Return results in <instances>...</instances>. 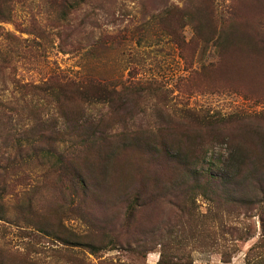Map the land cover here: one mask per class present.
Here are the masks:
<instances>
[{
    "label": "rangeland",
    "instance_id": "1",
    "mask_svg": "<svg viewBox=\"0 0 264 264\" xmlns=\"http://www.w3.org/2000/svg\"><path fill=\"white\" fill-rule=\"evenodd\" d=\"M61 77L124 93L82 109ZM216 189L258 194L245 238ZM0 203V264H158L185 237L194 264H264V0H0Z\"/></svg>",
    "mask_w": 264,
    "mask_h": 264
},
{
    "label": "trees",
    "instance_id": "2",
    "mask_svg": "<svg viewBox=\"0 0 264 264\" xmlns=\"http://www.w3.org/2000/svg\"><path fill=\"white\" fill-rule=\"evenodd\" d=\"M69 0H62L63 4L68 5ZM74 3V2H73ZM75 6V5H74ZM56 86L52 87L49 89L51 93L55 92H60L64 88H68L69 92L71 91L72 97L75 98L78 96L80 106L82 109L85 108L86 104H93V103H100V102H109L113 104L115 102V99L117 96L122 95L123 89H116L115 87H109L106 82L97 79L95 77L91 78H86V79H78L75 77H67V78H62L58 79L56 78ZM66 86V87H65ZM128 87H133L132 84ZM147 89H140L138 93H146ZM71 100V99H69ZM78 100V99H76ZM121 105H126L127 104V99L120 98ZM80 109V108H79ZM82 120H77V125H80L82 123ZM75 127V125H74ZM78 127V126H76ZM69 135L74 136V135H79L75 133H69ZM241 152V149L235 153L238 154V157L235 159V164L233 166H230L232 168H235V170L232 171L233 177L229 176L228 177V182H230L233 178L237 177L240 173V170L242 169L245 161L244 157L239 155ZM185 167L187 173L190 171V166L188 163L183 164ZM200 176L199 173L196 172ZM225 177V173L223 175ZM214 177L210 181L211 183L214 182ZM219 183L216 184L218 186ZM212 200L215 202V205L217 207L216 212L214 213V220L218 223V228L220 231V234L223 235L224 233H227L228 235L234 236L235 239H243L246 237L245 233L241 232V229L237 227L236 225H231L229 221L231 220L232 215L235 213L236 209L235 208H241L242 206L245 205L248 201H258L259 196L258 194L253 195L251 198H245L242 196H237L236 194H233L231 192H228V194H221L219 190H213V196ZM2 212H4V207L0 203V218L3 216ZM199 221H202L198 219ZM203 222V221H202ZM179 231V229H178ZM199 238V245L204 246L208 245L210 243H215L216 242V236L217 233L214 231L213 234L205 235L203 232V229L197 230ZM224 236V235H223ZM187 239L186 237L184 239L180 238H175L174 242L175 245L173 246L174 248V253L167 254V245L160 243L163 247L161 251V257L159 260L158 264H194L191 254L186 252L185 248V243L188 241L186 240L185 242L183 240ZM234 239V238H233ZM86 247H88L92 252H96L99 248L96 244L93 242H88L84 244ZM170 249V247H168ZM226 262H230V260H226Z\"/></svg>",
    "mask_w": 264,
    "mask_h": 264
}]
</instances>
